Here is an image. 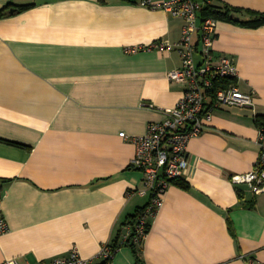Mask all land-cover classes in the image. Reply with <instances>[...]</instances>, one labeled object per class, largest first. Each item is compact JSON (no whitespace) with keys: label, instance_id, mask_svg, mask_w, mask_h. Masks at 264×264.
Here are the masks:
<instances>
[{"label":"crops","instance_id":"obj_1","mask_svg":"<svg viewBox=\"0 0 264 264\" xmlns=\"http://www.w3.org/2000/svg\"><path fill=\"white\" fill-rule=\"evenodd\" d=\"M10 3L35 6L0 19V211L10 226L0 264L75 248L91 259L149 202L127 195L144 173L121 133L144 135L184 91L168 76L182 65L176 49L128 50L180 40L184 20L140 0H0V10ZM211 4L234 17L216 18L215 57L236 61L255 105L216 109L190 140L186 173L150 218L145 264H264V193L231 181L254 169L264 143V24L243 23L264 13V0ZM109 264H136L134 250Z\"/></svg>","mask_w":264,"mask_h":264},{"label":"built area","instance_id":"obj_2","mask_svg":"<svg viewBox=\"0 0 264 264\" xmlns=\"http://www.w3.org/2000/svg\"><path fill=\"white\" fill-rule=\"evenodd\" d=\"M211 3L212 0H140L142 6L163 9L182 18V36L176 42L158 40L146 46L130 47L128 52L176 49L182 57V65L170 71L168 76L171 81L183 85L184 91L174 107L164 109L165 118L151 122L144 135L128 137L126 133H121L136 145L131 166L144 173L143 185L128 190L127 195L149 197L148 206L135 225V243L144 241L148 220L164 205L165 194L173 181L186 173L189 166V142L206 130V121L212 119L213 112L223 107L255 105V94L242 91L237 83L236 61L226 55L218 59L215 57L217 20L212 16H202L203 10ZM198 54L201 56L200 62L197 60ZM261 145L260 158L254 169L231 177L233 184L248 185L254 194L264 193V143ZM9 229V223L0 211V235L7 233ZM132 232L133 225H128L118 245L114 246L112 240L104 243L94 258L82 257L75 248L66 257L43 261L41 264H91L95 258L109 264L121 248L125 247ZM2 264L32 263L15 258Z\"/></svg>","mask_w":264,"mask_h":264},{"label":"trees","instance_id":"obj_3","mask_svg":"<svg viewBox=\"0 0 264 264\" xmlns=\"http://www.w3.org/2000/svg\"><path fill=\"white\" fill-rule=\"evenodd\" d=\"M33 6H35V3H26V4L10 3L4 9L0 10V19L4 18L6 16L14 15L18 12H22L24 10H27V9L33 7ZM231 11L232 10L229 7L220 8V7H217V6L210 4L203 10L202 16L203 17L212 16L214 18L223 17V18L234 19L233 15H231L232 14ZM243 23L248 25V26H253V27L262 25V24H264V13L255 14L254 18L252 20H249V21L243 22ZM256 123L260 127V129L262 130V132L264 134V115H262V114L258 115L256 117ZM179 180L180 179H176L173 182H177ZM147 206H148V203L145 206L138 208V210L133 215L128 216L127 221L123 224L124 226L133 225V232L130 236L129 241L126 243L125 246H129L134 250L135 255H136V264H145V262L141 256V253H140L141 245L143 242L142 243H135L133 241V238L136 235L135 225L139 221L140 216L143 215V213L145 212ZM150 222L151 221L149 219L147 224H146V232L147 233H148L149 228H150ZM122 234H123L122 230H119L117 233V236L112 240L114 246H116L120 243V239H121ZM103 264H106V262H104Z\"/></svg>","mask_w":264,"mask_h":264}]
</instances>
